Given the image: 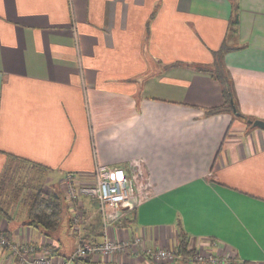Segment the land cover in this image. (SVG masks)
<instances>
[{
	"label": "crops",
	"instance_id": "0c3cea01",
	"mask_svg": "<svg viewBox=\"0 0 264 264\" xmlns=\"http://www.w3.org/2000/svg\"><path fill=\"white\" fill-rule=\"evenodd\" d=\"M218 66L233 102L212 113L226 103ZM250 120L264 121V0H0V232L16 245L59 263L80 242L140 237L89 264H152L147 250L186 239L264 264V130ZM100 169L145 180L108 229L97 200L65 188ZM41 190L64 202L49 235L29 223ZM0 264L20 262L0 247Z\"/></svg>",
	"mask_w": 264,
	"mask_h": 264
},
{
	"label": "built area",
	"instance_id": "2783aa9c",
	"mask_svg": "<svg viewBox=\"0 0 264 264\" xmlns=\"http://www.w3.org/2000/svg\"><path fill=\"white\" fill-rule=\"evenodd\" d=\"M96 175L95 181L84 184L78 183L73 175H69L65 184L66 195L72 204L78 202L83 196L97 200L105 228L108 229L113 221L124 217L127 211L136 208L132 201L136 196L139 202L143 200V196L139 194L145 180L141 178L140 171L127 174L122 169H100ZM78 216L74 218L75 223L79 222ZM142 244L140 237L120 242L107 240L98 244L80 242L72 255L58 263L51 257L49 248L37 247L34 244L19 246L10 242L5 234L0 232V247L11 250L20 264H84L93 258L128 254L132 250L139 249ZM146 257L152 264H229L228 258L223 257L220 260L207 250L195 251L189 256H183L175 249L147 250Z\"/></svg>",
	"mask_w": 264,
	"mask_h": 264
},
{
	"label": "trees",
	"instance_id": "16d2710c",
	"mask_svg": "<svg viewBox=\"0 0 264 264\" xmlns=\"http://www.w3.org/2000/svg\"><path fill=\"white\" fill-rule=\"evenodd\" d=\"M217 76L222 81L226 103L224 104V107L214 110L212 113H218L228 109L227 107H231V103L233 102L231 85L222 75L219 66ZM63 212L64 202L61 195L39 191L29 208V223L34 228L49 235L59 227ZM179 252L183 256H189L192 254V251L188 249V241L186 239H182ZM84 264H89V261H86Z\"/></svg>",
	"mask_w": 264,
	"mask_h": 264
},
{
	"label": "rangeland",
	"instance_id": "374dc122",
	"mask_svg": "<svg viewBox=\"0 0 264 264\" xmlns=\"http://www.w3.org/2000/svg\"><path fill=\"white\" fill-rule=\"evenodd\" d=\"M33 173H27V172H22L21 171V177L19 178V184L21 183L22 185V182H24V184L26 185V191H28L29 189H32L34 188L33 186L36 184L37 181H34L33 179ZM36 186V185H35ZM43 191V190H41ZM197 264V263H196ZM224 264H227V263H224Z\"/></svg>",
	"mask_w": 264,
	"mask_h": 264
},
{
	"label": "water",
	"instance_id": "95a60500",
	"mask_svg": "<svg viewBox=\"0 0 264 264\" xmlns=\"http://www.w3.org/2000/svg\"><path fill=\"white\" fill-rule=\"evenodd\" d=\"M249 123L252 125L253 128H259L264 130V121L262 120H255V121H249ZM178 264H185V263H178ZM243 264V263H240Z\"/></svg>",
	"mask_w": 264,
	"mask_h": 264
}]
</instances>
